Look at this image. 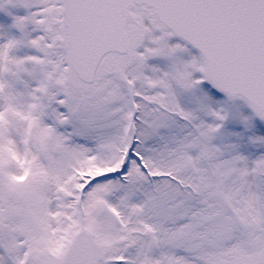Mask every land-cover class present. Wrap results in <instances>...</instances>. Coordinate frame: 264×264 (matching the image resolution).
Listing matches in <instances>:
<instances>
[{
  "label": "snow or ice",
  "instance_id": "6c2138e0",
  "mask_svg": "<svg viewBox=\"0 0 264 264\" xmlns=\"http://www.w3.org/2000/svg\"><path fill=\"white\" fill-rule=\"evenodd\" d=\"M0 264H264V0H0Z\"/></svg>",
  "mask_w": 264,
  "mask_h": 264
}]
</instances>
